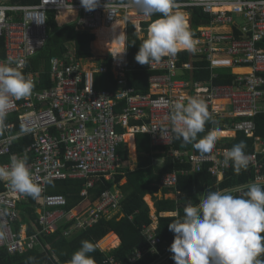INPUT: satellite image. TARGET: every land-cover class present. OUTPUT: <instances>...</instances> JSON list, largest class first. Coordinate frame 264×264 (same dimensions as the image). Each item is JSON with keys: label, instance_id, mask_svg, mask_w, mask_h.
Here are the masks:
<instances>
[{"label": "built area", "instance_id": "1", "mask_svg": "<svg viewBox=\"0 0 264 264\" xmlns=\"http://www.w3.org/2000/svg\"><path fill=\"white\" fill-rule=\"evenodd\" d=\"M107 3L108 0H101L100 7L87 12L80 0H40L37 5L0 0V38L4 40L0 61H7L9 57L25 58L27 64L22 72L28 70L30 61L48 42L49 12H77L76 30L94 35L95 41L97 32L116 25H122L117 35L124 37L116 51L99 54L97 63L78 58L74 49L61 58H53V86L34 89L29 98L14 101L9 116L17 115L18 120L7 123L9 127L0 139V157L26 158L34 181L42 189V206L37 209L38 218L32 225L34 233L28 234L27 226L17 230L19 205L30 203L29 196L13 191L7 182L0 181L4 187L0 193V249H7L10 255L38 246L49 249L47 237L64 223H72L64 233L69 237L77 229L92 226L102 216L114 215L123 200L116 188L105 191L97 203L77 215L67 209L65 196L48 194V185L68 179L86 180L81 195L88 197L89 189L97 182L113 181L122 174L124 165L119 148L128 144V135H149L153 151L169 149L168 156L179 163H190L196 173L202 171L204 164H210L209 172L218 180L224 178L232 166L231 162L224 164L225 152L230 148L220 146L224 144L222 138L226 137L217 138L211 153H201L193 146L190 151L173 149L175 134L171 130L170 114L176 102L186 104L191 97L207 103L212 119L222 116L232 120L230 128L218 131H233L255 139L257 149L249 155L248 169L255 171L254 182L264 184V165L259 161V156L264 155V135H257V118L264 114V0H176L195 40L194 51L179 53L193 52V58L179 66L176 55L149 66L153 74L149 78L148 93H138L129 84L127 41L130 26L144 38L146 24L159 18V14L148 19L131 0H113L108 9L114 12L111 16L104 7ZM195 8L209 16L210 22L193 26ZM108 59H111L110 70L118 86L116 90L100 89L96 84V75L109 71L105 64ZM198 60L208 62L211 71L231 69L234 81L216 85L214 75L206 81L186 79L187 73L194 70L192 62ZM226 62L228 65H218ZM237 70L249 72L238 73ZM27 77L40 85L39 72H29ZM216 102H225V105L220 109ZM16 125L20 130L25 126L32 131L10 139L20 133L12 132ZM24 137L32 138V145L22 155L13 153L14 143ZM31 153L34 154L32 159L29 158ZM8 164L10 162L5 165ZM181 173L189 171L181 170ZM178 182V174L170 172L162 176L159 186L171 189ZM156 230L151 225L145 228L144 234L149 251L157 254L163 242ZM137 255L143 257L141 251ZM108 261L117 264L113 258Z\"/></svg>", "mask_w": 264, "mask_h": 264}, {"label": "trees", "instance_id": "2", "mask_svg": "<svg viewBox=\"0 0 264 264\" xmlns=\"http://www.w3.org/2000/svg\"><path fill=\"white\" fill-rule=\"evenodd\" d=\"M40 0H13V3L21 5H37ZM78 17L77 12H49L48 13V35L49 39L45 48L30 61L29 68L23 73L27 76L29 72H39L41 77L40 85H35L36 90H43L53 86L51 60L55 57H63L71 48L76 50L78 58L83 60H98L99 53H107L106 46L103 42L96 40L95 36L88 32L76 30L75 22ZM210 22L209 16L203 14L201 9L195 8L192 12L191 23L193 26L207 24ZM149 24H146L148 27ZM147 34V30H146ZM147 36L144 38L146 39ZM95 50L92 46L93 42ZM143 39H140L133 26L129 27V36L127 41L128 50V65L129 84L138 93H148L149 78L153 74L149 70L148 65H140L136 62L135 56L139 51V46ZM4 40L0 38V56H3ZM179 66L186 62H190L193 58V52L178 53ZM105 64L108 67V73L101 76L99 88L115 90L116 84L113 81L111 72V59H108ZM194 70L188 72L186 79L191 81H206L214 75V83L216 85L230 84L234 81L231 69L222 68L210 70V64L206 61L192 62ZM240 73V72H238ZM225 102H217L218 108H223ZM18 120L17 115L9 116L6 123L13 124ZM258 137L264 135V114L258 116ZM232 120L222 118V116L211 119L205 125V132L198 134V139L203 138L211 131L212 128L218 130H226L230 128ZM20 127L16 125L13 133H18ZM230 132L222 137H231ZM5 136V132L0 135V139ZM129 142V140L127 139ZM245 142L247 147L244 150L247 155H251L255 150V139H249L241 133H237L234 141L221 144L220 146L232 148L234 145ZM33 140L30 137L18 139L12 151L15 154L22 155L32 145ZM137 151L140 154L138 168L131 172L129 170V154L127 145L124 144L119 148V155L124 165V171L115 177L113 181H99L95 186L88 191V197L81 195L86 185V180H62L49 183L48 194L63 195L68 200V210H74L79 215L91 208L99 201L103 193L107 190L114 189L117 186L124 195V200L121 202L123 217H106L102 216L92 226L85 229L75 230L71 236L66 237L65 231L68 230L72 223L62 224L56 233L47 237L46 242L50 248L36 247L34 250H28L22 254L10 255L5 248L0 249V264H29L28 258L34 257L35 264H67L73 253L81 247V241L88 240L96 245V251L90 255L94 257L96 264H112L108 260L113 258L117 264H175L172 259L173 253L169 251L171 244L174 241L175 234L169 231L168 224L177 218L184 215V207L191 201L198 203V196L204 195L208 190H232L243 185L253 183L255 179V171L253 169L242 170L240 174H236L233 167L226 171L224 179L219 182L210 172V164H204L202 171L199 173L190 172L182 174L181 170H190V163H179L168 156L169 149L161 150L153 154L151 140L149 135L137 134L136 136ZM135 161L137 160L136 146ZM129 148L131 151L130 159H133L130 142ZM191 144L185 145L181 139L175 136L174 150L190 151ZM34 154H29L32 159ZM165 157V163L162 167L153 165L152 158ZM259 161L264 165V155L259 156ZM10 162L9 157H0V165H5ZM176 172L179 177L178 185L171 189H161L159 186L161 178L164 174ZM126 179L125 183L122 181ZM4 187L0 182V193ZM162 192L164 195L175 194L176 200L160 199L158 194ZM152 196L158 218L157 235L161 238L162 244L158 246L159 253L149 251L145 228L153 224L151 218V210L145 201L146 196ZM42 206L40 198H32L28 204H20L19 210L22 213V220L16 225L19 230L22 225H27L28 234L34 233L32 222H36V211ZM173 213L175 216H163L162 214ZM115 232L121 240L119 247L109 251L102 252L97 244L104 239L108 234ZM103 242V241H102ZM100 243V248L105 249L103 243ZM138 251L143 253V257H137ZM149 251V252H148ZM161 252V254H160ZM162 257V260H161ZM264 259V256L261 257Z\"/></svg>", "mask_w": 264, "mask_h": 264}, {"label": "clouds", "instance_id": "3", "mask_svg": "<svg viewBox=\"0 0 264 264\" xmlns=\"http://www.w3.org/2000/svg\"><path fill=\"white\" fill-rule=\"evenodd\" d=\"M111 3L113 0H108L104 7L113 16L114 12L108 10ZM131 3L145 18L159 14V18L149 24L147 38L139 46L135 56L137 63L151 66L182 50L194 51L193 33L185 13L178 10L176 0H131ZM80 4L87 12H92L101 6V0H80ZM26 64L23 57L0 61V135L9 127L6 121L14 101L33 94L34 81L21 71ZM211 119L207 103L191 97L186 104H174L170 114L171 130L185 145L191 144L201 153H211L218 138L217 130L198 139ZM30 131L32 129L21 126L20 133L10 139ZM246 147L241 141L225 152L224 164L231 162L236 174L249 167ZM0 181L32 198H39L41 194L42 189L34 181L24 157L13 155L10 164L0 165ZM198 201H188L184 215L168 224L169 231L175 234L169 248L175 264H264L261 259L264 256V184L254 182L232 190H208L198 196ZM95 251L94 243L83 240L67 264H96L90 255ZM28 261L35 264L34 257H29Z\"/></svg>", "mask_w": 264, "mask_h": 264}, {"label": "crops", "instance_id": "4", "mask_svg": "<svg viewBox=\"0 0 264 264\" xmlns=\"http://www.w3.org/2000/svg\"><path fill=\"white\" fill-rule=\"evenodd\" d=\"M15 4V3H14ZM17 4V3H16ZM19 5H21V4H19ZM147 30V29H146ZM146 30L144 31V35H145V37L147 36V34H146ZM137 33V32H136ZM137 35H138V33H137ZM138 37H139V35H138ZM144 37V38H145ZM140 38V37H139ZM144 38H140V39H144ZM94 43H95V41L93 42V44H92V46H93V48L95 49V50H97L96 48H95V46H94ZM71 49H73V48H71ZM98 51V50H97ZM98 53L99 54H103V53H100L99 51H98ZM84 61H87V62H92V61H90V60H84ZM94 62H96V61H94ZM97 62H99V60H97ZM96 62V63H97ZM111 65V64H110ZM86 66H89L87 63H86ZM105 75V74H104ZM112 75H113V73H112ZM102 76V75H101ZM113 81L115 82V80H114V76H113ZM96 84H97V87L99 86V82L97 83V81H96ZM115 84H116V82H115ZM99 88V87H98ZM118 88V86H117V84H116V89ZM100 89H102V88H100ZM115 89V90H116ZM217 132H231L233 135L231 136V137H226V138H222V141H223V143H229V142H232V141H234V139H235V137H236V134L233 132V131H217ZM218 138H220V137H218ZM250 139V138H249ZM129 142H130V146H131V150H132V153H133V159H132V161H131V159H130V154H131V151H130V148H129ZM129 142H128V144H126L127 145V149H128V154H129V170L131 171V172H134L137 168H138V162H139V159H140V154L138 153V151H137V144H136V137H133V138H131V140H129ZM134 143H135V146H136V153H137V160L135 161V147H134ZM256 146H255V150H254V152L256 151ZM161 150H165V149H159V150H154L153 151V154H158L159 152H162V153H164L165 151H161ZM152 161H153V165L154 166H156V167H162L163 165H164V163H165V157H163V158H152ZM192 169H193V167H192ZM192 169H190V170H188L189 171V173L190 172H196V171H194V170H192ZM186 170V169H185ZM124 171V170H123ZM122 171V172H123ZM122 174H124V173H122ZM224 178L223 177H221L219 180H218V178H217V180L219 181V182H221L222 180H223ZM72 180H75V179H72ZM77 180V179H76ZM124 181V182H123ZM122 181V183H125L126 182V179H124ZM54 182V181H53ZM95 186V185H94ZM114 188H116V189H118V190H120L117 186H115ZM161 189H167V188H162L161 187ZM48 190H49V186H48ZM120 192H121V190H120ZM122 193V192H121ZM122 195H123V193H122ZM158 197L160 198V199H163L164 197L166 198V199H171V200H176L177 199V196L175 195V194H173V193H171V194H168V195H164L162 192H160L159 194H158ZM39 198H40V196H39ZM31 200V196H29V201ZM123 200H124V195H123ZM145 201H146V203L149 205V207H150V210H151V218H152V220H153V224H151L152 226H154L156 229L158 228V225H159V223H158V218H157V216H156V209H155V206H154V202H153V199H152V196H150V195H148V196H146L145 197ZM19 212H20V219H19V222L22 220V213H21V211L19 210ZM36 214H37V211H36ZM163 216H175L176 214H173V213H167V214H162ZM116 216H118V217H123L124 215H123V213H122V206L120 205V207H119V209H117L116 210V212L114 213V215H112V216H110V218H113V217H116ZM37 218H38V214H37ZM36 221H37V219H36ZM36 222H32L31 224L32 225H34ZM18 224V222L16 223V225ZM27 225H22L21 227H20V229H22V227H26ZM19 229V230H20ZM110 234H115L116 236H117V244H116V246H108L107 244H105V243H103L102 241L104 240L105 241V239L108 237V236H110ZM110 234H108L104 239H102L98 244H97V246H98V248L102 251V252H109V251H111V250H113V249H115V248H117V247H119L120 246V244H121V240H120V237L115 233V232H112V233H110ZM103 243V245L105 246V247H107L106 249H101L100 248V243Z\"/></svg>", "mask_w": 264, "mask_h": 264}, {"label": "bare ground", "instance_id": "5", "mask_svg": "<svg viewBox=\"0 0 264 264\" xmlns=\"http://www.w3.org/2000/svg\"><path fill=\"white\" fill-rule=\"evenodd\" d=\"M122 25H116L112 28H104L101 31L97 32V36L99 37V39L97 38V40L101 41L104 43V45L106 46L107 51H116L119 47V45H121V40L123 41V36L122 38H120V35H117L118 32L120 30L118 29H122ZM218 65H228V62L226 63H220ZM236 72H240V73H246L249 72L248 70H237ZM217 103V102H216ZM230 132H217V137H222L227 135ZM134 136L132 135H128L126 138L128 140H131V138H133ZM105 242L107 244L110 245H115L117 244V236L115 234H110V236H108L105 239Z\"/></svg>", "mask_w": 264, "mask_h": 264}, {"label": "rangeland", "instance_id": "6", "mask_svg": "<svg viewBox=\"0 0 264 264\" xmlns=\"http://www.w3.org/2000/svg\"><path fill=\"white\" fill-rule=\"evenodd\" d=\"M99 39V37H98ZM101 80V75H96V81L97 83ZM124 182V181H123ZM103 243L107 244L104 240H103ZM108 246H113V245H110V244H107ZM116 246V244L114 245ZM104 248L106 249L107 247L104 246ZM162 259V258H161Z\"/></svg>", "mask_w": 264, "mask_h": 264}]
</instances>
